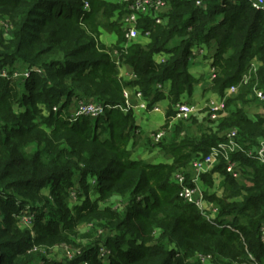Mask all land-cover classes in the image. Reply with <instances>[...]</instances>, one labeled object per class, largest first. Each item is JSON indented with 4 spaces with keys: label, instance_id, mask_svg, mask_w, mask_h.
Here are the masks:
<instances>
[{
    "label": "trees",
    "instance_id": "trees-1",
    "mask_svg": "<svg viewBox=\"0 0 264 264\" xmlns=\"http://www.w3.org/2000/svg\"><path fill=\"white\" fill-rule=\"evenodd\" d=\"M166 1V25L148 16L139 21L138 28L150 33L149 44L119 45L114 53L83 25L95 23L93 33L99 26L115 29L126 42L122 20L128 11L122 0H0V15L12 20L11 39L0 40V68L16 60L32 76L23 89L12 74L0 77V206L5 205L0 264H57L32 249L74 242L71 237H79L82 224L93 226L87 235L92 241L74 264H264V165L235 156L250 171L246 182H238L221 161L214 172L225 177L223 195L206 194L220 209L213 222L182 200L172 182L176 170L188 169L197 153L209 154L233 129L242 145L264 140V118L253 121L236 107L215 127L208 119L192 118L197 133L188 122L170 124L181 97L193 93L196 79L188 65L197 45H218L212 89L219 95L239 84L254 60L260 64L227 110L229 104L247 103L256 85L264 89V14L247 0H202L201 6L199 0ZM85 2L90 11L84 10ZM162 53L169 57L158 63L155 57ZM123 65L135 78H120ZM167 82L166 135L156 143L159 131L147 141L172 164L130 158L131 135L139 128L132 112L110 109L95 122L89 117L73 122L53 111L73 99L125 106L127 87L142 92L152 110L165 98ZM25 100L27 109L17 112ZM42 106L49 115H41ZM102 126L105 137L99 136ZM205 180L213 184L210 175ZM100 203L111 204L100 209ZM23 210L24 217L33 216L36 237L18 228ZM97 232L99 239H93ZM102 247L111 252L107 262L99 257Z\"/></svg>",
    "mask_w": 264,
    "mask_h": 264
},
{
    "label": "built area",
    "instance_id": "built-area-1",
    "mask_svg": "<svg viewBox=\"0 0 264 264\" xmlns=\"http://www.w3.org/2000/svg\"><path fill=\"white\" fill-rule=\"evenodd\" d=\"M127 5L128 13L122 20V30L125 34L126 45L123 47H129L135 43L136 37L141 35L145 38L150 37L149 32H144L138 28L139 21L142 17H153L157 25H166L168 23V3L166 0H122ZM236 2L238 0H231ZM253 9L264 14V0H247ZM197 5H203L202 0L197 1ZM89 5L85 4L84 10L88 11ZM199 48V45L196 46ZM163 56L169 57L168 54L162 53ZM166 59L160 57L159 63H164ZM119 63V62H118ZM258 62L254 60L252 62L251 69L248 74H245L237 85H232L227 88L222 95H218L216 99H210L208 101V117L212 123L218 125L226 115L227 103L231 97L240 92L241 87L249 84L251 79L250 73L255 74L258 71ZM121 68V66H119ZM217 77V70L212 69V81ZM131 78L135 76L131 75ZM158 88H162L160 84ZM254 98L260 103L264 113V89L259 88L257 85L252 91ZM124 97L126 99L125 106H110L99 100H86L77 99V109L73 113V119L75 117H89L95 120L100 117H104L106 112L110 109H120L124 113H128L133 107L130 106L131 98L137 100V106L135 109H139L145 113L158 112L159 108L154 106L152 110H149V100L140 91L132 93L130 90L124 91ZM175 115L171 119V125H175L180 121L188 122L191 120L199 111L194 105L187 103H178L174 108ZM73 121V122H74ZM166 135V131H160L154 140L156 143ZM239 131L233 129L226 134V140L213 147L209 154L197 153L191 163L189 171L181 169L173 176L172 182L180 188V198L186 203L197 207L201 213L210 221H215L220 214L219 207L209 201L206 198L207 191L204 187V176L217 168L221 161H225L226 171L238 182H246L249 175L246 172L249 171L239 159H234L237 155H245L250 159H253L264 165V140L254 145H242L238 141ZM250 172V171H249ZM218 189V186H216ZM30 218V222L31 223ZM262 236L264 240V227L262 228ZM100 256L108 259L110 252L102 247L100 250ZM209 258L205 259L208 260ZM87 264V263H86Z\"/></svg>",
    "mask_w": 264,
    "mask_h": 264
},
{
    "label": "rangeland",
    "instance_id": "rangeland-1",
    "mask_svg": "<svg viewBox=\"0 0 264 264\" xmlns=\"http://www.w3.org/2000/svg\"><path fill=\"white\" fill-rule=\"evenodd\" d=\"M107 1H118V0H107ZM85 4L89 5L88 2H85ZM91 9H92V6L90 4L88 11H90ZM95 25H96L95 23H87L83 26L86 27L90 31L89 33L93 36L94 40L100 44V46H104L105 49H107L108 51H112L115 53L116 47H118L119 45L122 47L124 45H126V42H123V36L120 35L119 32H117V30H115V29H112V31H110V30H107L106 28H103L102 26H99L98 30H95V32L93 33L92 30H94V29H92V28H95L94 27ZM11 26H12L11 18L8 15H0V40L8 41L9 39H11V31H10ZM110 28H112V26H110ZM123 66H125V65H123ZM123 66H121V68L119 69L120 70L119 76H120V78L127 81L126 77L124 76L125 73H123L121 71ZM10 74L13 75V78H12L13 81L19 82L18 87H20L21 89H23L25 87V83L27 81H29L32 77L31 72L29 71V68L19 66L18 63L16 62V60H14L13 62H11V61L6 62L0 68V77H2L3 79H8V76ZM42 75L44 77L46 74L43 72ZM37 83H39V80H37ZM125 90H130L132 93H135L134 89H130L128 87L125 88ZM238 96H239V93H237L231 101L235 100ZM63 99L65 100V98H63ZM63 103L64 102L61 101L59 105H56L55 107H53L54 114L55 115H61L62 117L64 116L66 119H69V117H70L71 121H74V120H72L73 119L72 116H73L74 111L77 109V105H78L77 99H73V102L71 105L65 106V104H64L63 107H59ZM242 104L244 105V103H240L241 106H242ZM125 105H126V99H125ZM130 106L133 107V109L130 110L128 113H131V112L133 113V120H134V123L136 124L137 123V117L135 116L134 111H136V109L134 107L137 106V100H135L134 98H131ZM238 106H239L238 104H237V106H236V104L235 105L229 104L228 114L230 111H235L236 107H238ZM27 107H28V103H27V100H25V101H23L21 108H20V106H19V108L17 106L15 108H16L17 112H23L25 109H27ZM41 108H42L41 115H44V116L49 115L48 108L46 106H42ZM66 113H69V114H66ZM81 118L82 117H75L74 122H80ZM91 121L95 122L96 120L91 118ZM148 124H149V121L145 120L143 118L142 123L139 125H142V126L144 125L145 128L147 127V129H148L149 128ZM145 128L139 127L138 130L135 131V135L134 136L131 135L132 141H131L130 145L128 146V149H129L130 154H131L130 158L135 159V160H141V161H144L146 163H150V162L155 161L156 156H154L152 153H150L151 146L149 145V142L147 141L148 135L145 132H143V129H145ZM104 129H105V127L102 126L100 131H99L100 137H105L104 136V134H105ZM159 131H164V129L161 128V130H159ZM183 170H187V169H183ZM178 171H181V168L176 170L175 174ZM46 193L49 194L48 192H46ZM73 196L75 197V195H73ZM90 196H92V201L95 202V200L97 199V196H95V194H93V193H90ZM84 198H85V195H84ZM80 204H81V201L78 200L75 205H80ZM110 204L100 203V209H104L107 206H109ZM4 209H5V205H1L0 210H4ZM24 215H27L26 210H23L20 214V217H19L20 222H18V224H17L19 230H23V231L28 230L31 232L32 237H36V233H35L32 225L29 223L31 217H28V216L24 217ZM32 219H33V216H32ZM89 227H91V225H89V224L80 225L78 227L79 237L78 238L71 237V240L74 239V242L72 241L71 243H64L62 245H56V246H51V247L50 246H44V245H42V246L41 245H35L34 248L32 249V251L35 253L42 252L43 255H45L49 261L57 263V264H74V260L78 256H80V255L82 256L81 253H82L84 247L91 244L92 238H87V235L89 234L88 232L90 231ZM93 235H94L93 239H99L98 237H99L100 233L97 232V234H93ZM159 235L160 234L157 233L156 237H158ZM88 237H90V235ZM99 257L102 258L101 256H99ZM103 260L107 262L106 258L105 259L103 258ZM78 264H86V262L83 261V262H79Z\"/></svg>",
    "mask_w": 264,
    "mask_h": 264
},
{
    "label": "crops",
    "instance_id": "crops-1",
    "mask_svg": "<svg viewBox=\"0 0 264 264\" xmlns=\"http://www.w3.org/2000/svg\"><path fill=\"white\" fill-rule=\"evenodd\" d=\"M150 42H151L150 39L145 38L141 35H138L135 40L136 44H141L144 46L148 45ZM217 50H218V45L215 43L212 44L211 46L199 45V48L194 47L192 49V58L190 59L188 65L189 73L196 79V84L194 86L193 93L191 95L184 94L181 97V102L194 105L197 108L199 112L193 118L198 120L200 123H204L206 119L210 120L208 117V108H207L208 100L216 99L217 96L219 95L214 93L212 89L213 81L211 80L212 69L214 68L213 67L214 57ZM160 57H164L165 59L168 58L167 56L165 57V55L163 56V54H159L155 57V60L158 63ZM257 64L258 66L260 65L259 62ZM121 71L125 73L124 76L126 77L127 80L131 79L132 70L129 67L123 66ZM170 91H171V82H167L164 85L165 98L159 101L155 105L159 108L158 112L145 113L139 109H136V111H134L135 116L137 117L136 125L138 127L145 128L144 125H143L144 127L142 125H139L142 123L143 118L149 121L148 124L149 128L147 129L146 127L145 129H143V132H145L150 138H153L154 133H157L159 130H161V128H163L166 125L167 112L171 106V101L169 98ZM233 97H231L229 100L233 99ZM238 105H239L238 107L242 108L245 111V113L248 115V117L253 121H256L258 118H264L262 106L254 98L252 94L247 99V103H245L244 105L242 104V106L240 105V103ZM227 107H228V103H227ZM227 116H228V110L226 111V115L224 118H226ZM188 125L189 127L191 126V132L193 133L198 132L197 127L193 126L191 122L188 121ZM211 126L215 127L216 125L211 122ZM150 153L156 156L155 161L150 162L152 164L173 163V159L165 155L162 149L160 148H155V149L151 148ZM188 169L185 171L188 172L190 171L192 173L190 169V164ZM208 175L211 176V179L213 181V184L211 185L205 180V177ZM203 180H204V187L209 195H217V197H222L224 192V188L222 187V185L225 180V177L222 174H220L219 172L212 171L206 174ZM216 186H218V189L216 188Z\"/></svg>",
    "mask_w": 264,
    "mask_h": 264
}]
</instances>
